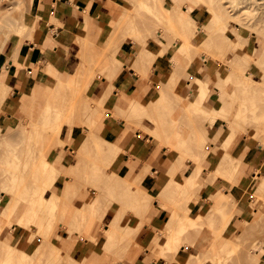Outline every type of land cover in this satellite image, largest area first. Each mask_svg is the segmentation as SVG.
Returning <instances> with one entry per match:
<instances>
[{
    "label": "rangeland",
    "instance_id": "1",
    "mask_svg": "<svg viewBox=\"0 0 264 264\" xmlns=\"http://www.w3.org/2000/svg\"><path fill=\"white\" fill-rule=\"evenodd\" d=\"M25 1L26 0H0V45L7 37L10 39H8L6 43L12 44L13 42L18 41L16 48H18V46L20 47V45L23 43V39H32L29 37V32H26L27 29L19 31V27L23 25L22 23L33 24L35 22L36 24V22L39 20L34 17L38 1L35 0L36 2L33 4V7L32 4L28 5V3ZM155 1L156 0H108L105 5V11L107 12L105 23L104 25H101V29L105 34H108V36L103 42L98 43V45H93L86 40L87 34L89 32V26H87L86 32H83L80 27V32L78 33L80 35V41L78 40V42H80L79 46L81 50L79 49L80 51L78 53L75 52L77 58L73 71L74 74L69 76L68 80L64 82H68L70 84L77 77L75 74L77 68L83 69V74H85L86 77L87 75L91 77V81L89 87L86 89H84L82 85V87L79 85L81 84L80 82L75 83V87L78 85L75 88L76 90L74 89L75 98H78L79 96V98L76 100H79V102L80 100H88L87 103H91V106L89 105L90 109L92 106L97 105L100 100V95L104 91L106 93V104H108H105V107H101L100 111L102 110V112L99 113L100 115L98 116V120L96 121L95 125L93 127H91V124L89 125L91 134L93 133L95 136L98 135L100 138H104V136L98 131L100 129H98V126H101L105 122L108 114H111L112 119L114 120H123V130L120 135L125 144H129L134 141L146 144L152 149L154 148L152 154L150 155V161L164 163L163 166L166 169L162 171L163 176L169 180L167 184L162 187V191L160 193H162L163 196H171L173 198L174 194L176 193H174L173 196L172 194L168 195L170 189L174 187V184L178 181V178H185L186 181L184 180L183 183L179 181L178 184L187 190L186 193L192 194L195 198L197 197L196 200L199 202L198 204H200V202H205L201 207L206 205L207 198L211 199L210 201L213 203L215 201L218 202V199L222 198L224 200H230L228 201L230 208L228 206L227 210L226 207V212L232 213V218L230 221L233 222L229 225V229L226 233L223 232L224 230L221 231L223 224L221 216L223 217V214L219 215V213H221L219 211H210V214L206 217H201L200 214V217L197 218L199 211L197 213H195V211L190 213L192 209L184 211L176 207V205L174 206V204L168 202V199H172L170 197H167V200H164L166 199L164 198V201H161L159 200L160 197L158 198L151 196L143 191L146 193L148 198L147 202L145 203L148 205V208L144 212H142L143 210L138 212L136 215V219H138L140 223L138 229L135 232H128L124 237L122 235L121 240L124 238L122 241L123 245L118 242L120 240L118 237L116 238V241L118 242L117 247H115V239H113V243H109V246L111 247L107 250L104 245L106 244L105 238L107 237L105 228L107 226L109 227V221L112 218H117L116 211H120L121 207V210L124 208L125 219L121 222L123 225L126 223V221L129 222V220L134 215L133 209H131V206H129L131 204L130 197L126 196L129 194L122 192L120 189L121 187H118L120 185H117L118 183H116V179H118L119 182L121 178H123L121 163L125 151L120 149L118 145L113 144L111 141L110 143L114 145L117 151L114 152V157H112L113 159L110 161L109 159L111 157L109 158L107 154L99 151L89 152L88 150V152L82 156L79 153L77 154V146L82 145L83 140L85 137H87L86 134L88 133H86V129L90 123V118H92L89 116L90 120H86L87 117H85V115L88 113H86L85 110V112L80 110L81 115L84 113L86 114H84V116H79L80 120L76 121L72 125V128L69 132H66L64 135H58L53 132H44L46 135H42L43 138L46 137L49 142L55 144L59 141H63V145L65 146L61 148L59 147V149L56 151L57 153L54 154V156L52 153L50 154V151H48L46 145V148L42 147L43 150H38L40 153L36 151V149H39L38 146L33 149L35 154L38 152L36 155H40L42 153L48 154L47 156L52 155V163H50L51 168L53 166L56 168L55 170H59L61 173H59L58 179L51 189L52 194L49 196L53 197V194H59L64 183L68 184V193H64L63 197L59 199V209L55 211V219L54 217L52 218L54 220L51 219L52 222H55H53L54 225L52 224V229L50 232L46 233L45 227H41L44 225L45 218L50 219L48 215L45 216L47 213H39L35 217L34 221L25 219L26 221L30 222V224L29 222L27 224L29 227L26 224V226L18 225V219L21 217L23 210L27 205L26 201H22L18 204V207L9 219L4 217V221L8 223L7 226L9 229H7L8 231L5 233V238L0 240V253L9 248V245L7 244H10V248L12 249H14L15 246L16 250H14L16 252H20L21 250V252L26 253L27 257L25 255L23 260L28 261L31 257L36 261V264L37 262H42L43 264H70V262H80L85 257L86 258L81 264H147L149 261H152L153 264H199L200 262V264H214L210 259L212 256L211 249L214 247L215 250H219V246L225 243V241L229 240L231 243L228 246L226 245L227 247L222 245V247L224 246V250L220 251L219 253L217 252L219 261L216 264H254V261L251 259L253 255H258L256 256V258L259 260L257 262L258 264H264V190L259 194H254L258 183L264 177V133H261L260 135L258 134L259 137L255 134V131L258 129L255 127L254 123L251 124L252 120L251 122L249 121L250 123H246L250 128L238 122L235 135L237 140L235 137V140L234 138L232 139V145L230 144L228 151L233 157L240 160L239 168L230 179H228L227 176L214 171L217 157H219L221 154L222 148L219 146L220 144L218 139L221 131L224 129V125L223 123L219 122L218 125L210 128V121L203 122V119L207 120L208 118H205L206 116L204 117V113H198L194 111L187 84V82L192 83L194 77L199 75L206 77V82L208 83L210 89L207 98L201 104V106L207 111L211 110V107L213 106V103L217 97V91L220 89L219 86L221 87L222 82V87L224 88V85L226 84L225 82L230 80L229 84L227 83L226 88H224L227 93L224 94L227 95L224 96V98L227 97V99L223 100V102L226 100L228 101L225 103H239L242 101V87L239 85L241 83L239 82V79L243 76L244 72L249 74L248 79L250 83L247 88H249L250 92H252L253 89H256V91L254 90L252 92L253 94H255L257 90L258 94L264 92H261L264 90L261 84L262 80H264V75L262 76L261 74H264V71L262 70V72L260 70L262 69L263 65H259L258 63L250 61L248 68H246V61L244 63L245 65L243 63H239V61H243L239 60L241 59V56H239L235 50L229 52L226 48V46L229 44V40L237 39V36L233 34V31L235 30L234 24H238L237 31L241 35V38H248V43L245 47L246 52L251 54L253 57L258 55L264 45V0H215L214 7L216 8L217 13L218 11L222 13V21L209 17L210 12L208 8L210 5L207 0L200 1V5H197L199 2L195 3L193 0H174L173 2L180 4V14L183 17H187L188 15L191 17V23L188 24V28L198 30L197 32L200 31L199 35H196L189 30L186 33V37L181 33V25L177 23L175 19H171L168 22L160 21L154 14L151 13L146 5H148V7L155 14L158 13V11H164V13L166 12L164 9L161 10L158 2ZM165 6H171L170 0H166ZM183 7L189 8V12L186 13ZM128 11L130 13H134V21L140 31V35L131 34V29L129 27L130 24L127 22V14H129ZM35 24H33L34 27ZM256 30H259L258 33ZM112 31H116L113 32L114 34L116 33L114 38H117V40L115 39V41H113V35L111 36L112 38L110 37ZM147 35L150 36L151 40L149 39L146 41ZM82 37H85V39ZM185 38L188 39V47H183ZM107 39H112V41H109L111 43L113 42L112 47L116 50L115 59H119L122 64L109 79H107L110 75L108 69L113 67L116 62L106 69L103 65L98 64L95 62L96 60L92 58V56H94L93 52L97 49V52L104 51V49H99L105 48L106 45L104 46V42H106ZM143 42L145 43L143 44ZM115 46L119 48H115ZM143 46L152 54H158V52L162 50L161 54L155 56L153 63L157 57L163 56V60L166 61V64L169 67L168 70L170 71V73L166 74L165 77H170L173 75V67L170 65L169 58H173L178 63V65H180V67H178L180 70V78L177 79L174 88H167V81L164 82V78L155 82L152 76L153 63L148 64V69H146V72L144 71L143 73H139L140 71L133 67L134 60L136 58L135 54H137V52H139L140 48ZM113 48L112 50H114ZM225 51H228L227 54ZM201 55L205 56L207 60L205 66H199L197 64L201 62L199 59V56ZM7 58V55H0V59H3L4 61V64L0 65V67L4 68L8 66V63H5ZM92 59L94 60L92 61ZM193 60L196 61L193 62ZM237 61V64H240L239 66H235ZM130 68L134 72V77L136 78V80L133 81V84L135 86L137 85L138 88L131 91V87L130 92H127L125 95L124 92L116 88L115 83L118 77L124 72L128 73ZM184 71L188 73L186 75L187 77L185 76L186 73ZM43 72L47 74L45 70L42 71V73ZM228 73L231 75L230 77ZM142 74L145 75L143 76ZM141 75L144 78H142ZM46 76L49 77V80L46 81L43 80L44 78H40V80L44 82V86H40L38 90H36L33 99L29 98L27 105L19 104L20 100H17L18 95L14 93L12 87H10L11 91L8 92V95L5 97V99L0 101V192L2 191V184L8 182L4 177V170L7 167L5 162L6 155L10 153L13 148L18 150L15 151L18 154H20L19 151H21V141L24 134L21 129L22 123L25 124L30 121H37L38 116L43 111V108L46 105L48 97L52 91L53 85L50 84L49 81L54 82V77L48 74ZM216 76L221 78L220 83H218L220 81H218V79L220 78ZM140 78L142 79L140 80ZM217 83L219 84L218 87ZM79 86L84 90L80 89ZM259 87L262 90H259ZM94 89L97 90L95 95H93ZM80 90H83L84 93H82L83 91L80 93ZM249 90L247 92L248 94L250 93ZM159 91L165 93V99L164 101L162 100L163 103L160 101L161 97L159 99L157 98ZM80 94H83V96ZM248 94H246L248 100L247 102L250 103L251 100H256L257 102L259 101L258 105L256 106L261 105L259 104L260 102L264 104V97H262V94L261 101L258 94H249L251 96ZM85 95L86 97H84ZM248 96L249 99L250 97L252 98L250 101ZM25 100L26 99H24V101ZM112 100L124 101L126 108L121 110L118 108H112ZM134 100L138 101L140 104L151 110L150 113L152 115L149 113L147 114V117L145 116L142 119H139L142 116L137 117L135 115V117H133L134 112L131 113L132 115L130 114L132 109L130 110L131 106H129V103L132 102L133 104ZM225 105L227 104H224V106ZM128 106L130 111L128 110L127 112L129 113H124V111L126 112L128 109ZM155 106L158 107L156 108ZM227 106H225V109ZM260 107L262 110L264 105L263 107L259 106V108ZM234 109L235 108L233 107V110L230 112L229 116H233L232 114L234 113ZM261 110L259 109V111L257 110L256 112L261 114ZM88 112H90V110ZM260 114H258L259 121L261 120L260 117H264V115L260 116ZM150 116H156L160 119V122L157 121V125L160 123L159 125H161V128L156 125L158 127L156 129L155 121H152ZM81 117L86 118H83L85 119L84 121H86V123H81ZM262 122L264 123V121ZM202 124L207 126L203 125L204 128H201ZM252 125L254 127H252ZM177 126H179V128ZM162 129L165 130L163 132L167 133H164L163 135L161 131ZM180 129L182 132L178 131ZM204 130L207 133V135L205 134V137H208L207 140H204L205 138L200 137L201 131L204 133ZM238 133L239 136L237 135ZM179 134L180 136L177 138ZM179 138L182 139V141L185 140V142L187 140L186 145L184 142L183 145L181 143L182 141L179 143L182 144L183 147H181L179 143H176L180 140ZM203 145L205 146L203 147ZM56 146L54 145L55 148ZM233 147L234 149H232ZM252 147L254 148V154L249 156L250 153H248V151ZM199 150H201L200 155H202L204 151L208 152L204 155L200 163L202 168L200 176L196 179L197 182L193 183L192 179L190 180V178H192L191 172L193 171L195 161L191 160L193 157L190 158L189 155L191 154L192 156V152ZM107 152L110 153L109 155H111V151ZM33 154L34 153H32V155ZM245 154H247L248 157H246ZM61 156L63 158L65 157L64 163L62 165L60 164L62 160V158H60ZM111 156H113V153ZM75 159H78L76 168L69 169V165H71ZM177 161H181V164H179L180 167H175V165H178ZM172 167L175 169L173 170ZM26 169L27 168H25L23 171L29 175L27 174V177L25 176L23 180V186H27V188H29L35 178L31 177V171ZM255 170L258 171L256 172ZM169 171L172 172V175ZM110 172H113L114 176L112 175L113 178L110 177L109 180L108 176L111 174H108ZM143 172V177L154 176V174H151V170L148 167L144 169ZM25 173L23 174L26 175ZM115 174L116 176H119H117L116 179ZM41 178L42 177L39 178V181H42ZM171 178L175 179L176 181L171 180ZM112 179L116 181L114 182ZM111 180L115 185H112ZM213 183L221 184L213 185ZM208 184H211V186H207ZM131 187H135L134 189L140 188L139 185ZM115 189L117 191L119 190L117 193L121 191V193L126 196L125 198L122 196V194L119 196L117 194L118 198H125L122 199V201L124 200L125 205L120 200V198L119 200L117 198L112 200V198H114L116 195L114 194L115 196L113 197V194H110V192L112 193ZM234 194H237V197L234 198ZM185 195L179 193L176 194L178 201L175 198L174 202H172L175 203L176 201L177 203L175 204H183L182 207H184V205L188 206L189 201L187 202V198L184 197ZM1 196L2 195L0 194V198ZM198 196H200V198ZM180 197H182V199ZM155 198H158V201H160V206L167 208L170 212L172 210L174 211L172 215L170 214L166 229L168 231L161 230L162 232H154V225L149 224V222H143L142 220L143 215L146 213L149 207L151 209L153 208L152 206ZM4 200L5 198L3 201ZM84 202L92 203V207L89 208L90 213L87 215V218L83 220L81 219L80 214L78 216L77 214H74V212H76L77 207L78 210L79 208L81 210L82 207L80 206H83ZM60 203L62 207H68V209H66L65 213L63 214L64 216L61 213L62 208L60 209ZM231 203H233V205ZM120 205H123L124 207ZM2 206L3 205H0V209ZM107 206L108 211L106 214L105 209ZM127 207H130V209ZM201 207H198L199 210ZM242 212V220L238 222L237 219L234 218V215L240 214ZM60 214L63 216V218L60 216ZM180 214L186 218H189V220L195 219L194 223L189 225L184 224V221L179 219ZM194 214H196V216H194ZM73 216H76V218L73 219ZM5 222H3L4 225H6ZM70 229L75 232L73 233ZM180 229H182V233L178 234V240H180V244H177V250L167 252L164 256H161V243L163 240H165V237L169 236V234H177V231H181ZM9 231L11 232L10 234ZM41 231L42 233L45 232L50 238L47 237V239H45L46 234L43 233L45 235L44 237L41 234ZM238 231L239 235H237ZM89 235L92 236L91 239H89ZM31 236L32 238H29ZM236 236H238L237 239ZM144 237H146V239L142 241ZM93 238L96 240L95 244L93 243ZM52 244L55 247L59 246L56 248L60 250L57 251L56 249V251L59 253V255H61V260L59 257L56 258L52 255ZM119 244L122 246H118ZM37 246H39V248ZM68 247L71 249H68ZM79 247L81 251L77 250ZM37 248L38 250H36ZM226 248L232 249V253L229 256H226ZM40 251L43 253V255H39L38 259V252ZM244 251L246 253H244ZM64 253L70 256V259H67V256ZM28 262L33 264V262L30 260Z\"/></svg>",
    "mask_w": 264,
    "mask_h": 264
},
{
    "label": "bare ground",
    "instance_id": "2",
    "mask_svg": "<svg viewBox=\"0 0 264 264\" xmlns=\"http://www.w3.org/2000/svg\"><path fill=\"white\" fill-rule=\"evenodd\" d=\"M173 1L174 0H170L171 6H169V7L165 6L166 0H156L155 1V2H158L159 6H160V9L161 10L164 9L167 13L166 12L164 13V11H158V13L155 14L148 7V5H146V7L160 21L168 22L171 19H175L177 21V23H179L181 25V33L184 34L185 37H186V33L189 30L193 34L195 33L196 35H199L200 31L197 32L198 30H193V29H189L188 28V24L191 23V20H190L191 17L189 15L187 17H183L180 14V11H181L180 4H178L177 2H173ZM200 1H204V0H193V2H195V3L199 2V4H197V5L201 4ZM207 2L210 5L209 8H208L209 12H210V16L209 17L212 18V19H215V20L222 21L223 20L222 19V13H220V11H218V13H217L216 12L217 11L216 8L214 7L215 0H207ZM207 7H208V5H207ZM183 9H184V11L186 13L189 12V8L183 7ZM127 16H128L127 22L130 24V25L129 24L128 25H129V27L131 29V34H137V35L139 34L140 35V31L137 28L136 23L134 21V17H133L134 13L133 12H131V13L129 12V14H127ZM234 21H236V20H234ZM22 24L23 25H21L19 27V31H23L24 29H27L26 32H29L30 30H34V25L33 24H35V22L31 26H28L27 24H24V23H22ZM218 25H220V24H218ZM234 27H235V30L233 31V34L237 36V39L236 40H229V44L226 46L227 50L229 52L235 50V52H237V54L239 56H241L240 57L241 59H239V60H243L244 61V62L243 61H239V63H243L244 64L245 61H246V63H245L246 65L244 64L246 66V68H248V66L250 64L249 62L253 61L254 63H258L259 65H263L262 69H260V70L264 71V45H263V48L261 49V51L258 53V55L253 57L251 54H248L246 52V48L245 47L247 46L248 38H246V37L245 38H241V35L237 31L238 30V24H234ZM256 31L258 33L259 30H256ZM113 32H116V31H112V34L110 33L111 34L110 37L113 35V41H115V39L117 40V38H114V35L116 33L114 34ZM116 37H117V35H116ZM82 38L85 39V37H82ZM8 39H10V38L7 37V38H5L2 41V44L0 45V53H1V50H2L3 46L5 45V43L7 42ZM78 39H79V37H78ZM149 39H150V36L147 35V40L146 41H148ZM109 40L112 41V39H107L106 42H109V43L104 42V46L106 45L105 48H100L99 49V50L104 49V51H102V52L98 51L97 52V50H98L97 49L96 51L93 52L94 56H92V58H94L96 60L95 62H97L98 64L103 65L104 68H106V69L109 68L110 66H112L113 63L116 62V64L113 67H110L108 69V72H110V75H109V77L107 79H109L114 74V72L118 69V67L122 65L121 61L119 59H115L116 50L112 47V43L113 42L111 43ZM144 43L145 42H143V44ZM116 46H115V48H119V47H116ZM111 47L114 50H112ZM183 47H188V39L187 38H185V41L183 43ZM254 49H255V47H254ZM228 51H225L226 54H227ZM161 52H162V50L160 52H158V54H161ZM225 52H224V54H225ZM158 54H152L151 52L146 50L144 48V46H143V47L140 48L139 52H137V54H135L136 58L134 60V65L133 64L132 65L138 71H140L139 73H143L146 69H148L147 65L150 64V63H153V61L155 59V56L158 55ZM94 59H92V61ZM169 59H170L169 60L170 61V65H171V67H173V75H171L170 77H165L163 81L164 82L167 81L166 82L167 88H171L172 89L176 85L177 79L180 78V76H179L180 70L178 68V67H180V65H178V63L173 58H169ZM199 59L201 60V62L197 63V64L199 66H203V65L205 66L206 62H207L205 56L201 55V56H199ZM9 61H11V60H9ZM195 61L196 60H193V62H195ZM237 63H238V61L236 62L235 66L236 65H238V66L240 65V64H237ZM182 69H183V67H182ZM184 72L186 73V71H184ZM243 72H244V70H243ZM83 73H84L83 69H78L77 68L76 73H75L77 75V77L69 84L68 82L66 83L64 81H61L53 70L51 72H48V75H51V76L54 77V79H53L54 82L49 81L50 84L53 85V87H52V91H51V93H50V95L48 97L47 103H46V105L43 108V111L39 114L37 121H34V122L30 121V122H27L25 124L22 123L21 129H22L24 134H23V139L21 141L22 142L21 143V149H20L21 151H19L20 154L15 152V151H18L15 148H13L10 151V153L7 152L8 154L6 155V158H5V162L7 164V167L4 170V173H5L4 177H5V179L8 182L2 184V191L0 192V194L2 195L1 198H0V205H3L2 208L0 209L1 210L0 211V240L5 238V233H6V231H8L7 229H9V227L7 226L8 223H6L4 221V217L6 219H9L12 216V214L14 213V211L16 210V208L18 207V204L20 202H22V201H26L27 205H26V208L23 210V213H22L21 217L18 219V225L26 226L29 221H34L35 217L39 213L40 214L47 213V214H45V216L48 215V217L50 219H46L45 218L44 225L41 226V227L42 228L45 227L46 233L50 232V230L52 229L51 228L52 224L54 225V223H55L54 221H53L54 223L52 222V220L55 219V217H54L55 216V211L57 209H59V199L61 197H63L64 193L65 194H66V192L68 193V184L64 183V185L62 186L61 192L59 194H53V197L49 196L50 194H52L51 193V189L53 188V185L56 183V181L58 179V175L60 173L59 170H55L56 169L55 167L52 166V168H51V164H50V163H52L51 162L52 161V157L51 156L52 155L54 156V154L57 153L56 151L59 149V147L61 148V147L65 146V145H63V141H59L58 143L55 144V143L49 142L46 137H44L45 138L44 139L42 137V135L43 136L46 135V134H44V132L45 133L53 132V133H56L58 135H60V134L64 135L66 132L70 131V129L72 128V125L76 121L80 120L79 116H82V115L84 116V114L88 113L89 114V115L87 114L88 116L85 115V117H87V119L85 117H81V123L82 124L84 122L86 123V121H84V120L85 119L88 120L90 118L89 116H91L92 118H90L91 120L89 119L90 120V123L88 124V128L89 129L88 128L86 129V131H87L86 133H88V134H86L87 137H85V139L82 142V145H80V147L78 148L77 154L79 153L82 156L83 154H86V152H88V150H89V152L99 151V152H103V153L107 154V156L109 158L111 157L109 159V161H110V160L113 159L112 157H114V154H115L114 152L117 151L112 143L108 142L104 138H100L99 136L97 137V136L93 135V133L91 134V132H90V126L89 125L91 124V127H93L95 125L96 121L98 120V116L100 115L99 113L102 112V110L100 111L101 107H105V104H106V100H105L106 96H105V94L106 93L103 91L101 93V95H100V100L97 103V105L96 106H92L90 109H89V105L91 103L88 104L89 103V102L87 103L88 100L87 101H81L80 100V102H79V100H76V99L79 98V96H78V98H75L74 89L78 86V85H76V87H75V83L80 82L81 84H79V85L80 86L82 85L84 89L88 88L89 85H90L91 77H89L88 75L86 77V75L83 74ZM187 74L188 73H186L185 76ZM142 75H141V77H142ZM228 75H229V73H228ZM261 75L263 76L264 74H261ZM230 76L231 75H229V77ZM216 77L220 78L219 76H216ZM142 78H144V77H142ZM142 78H140V80ZM248 78H249V74L247 72H244L243 76L239 79V82H241L239 85H240V87L243 88V89L241 88V93H242L241 95L243 96L242 97V101L239 102V103H234V102L225 103L228 100L223 102V100L227 99V97L224 98V96H227V95H224L226 93L224 88H226L227 83L229 84L230 80L228 78H226L229 81L225 82L226 84L224 85L225 86L224 88L222 87V83L223 82L221 83V87L223 88L222 89L219 86V84H218V83L221 82V78L218 79V81L219 80L220 81L219 82L216 81V82H218L217 83V87L219 86L220 89L219 90L217 89L218 90L217 91V97H216V99H215V101L213 103V106L211 107L210 111L205 110L201 106V104L207 98V95H208V92H209V89H210L208 83L206 82V77H202L201 75H199L197 77H194L193 82H192L193 84L190 83V82L189 83L187 82L188 88H189V93H190V99L192 100L191 104L193 105L194 111H196L198 113L202 112V113H204V117L206 116L205 118H208L207 120L203 119V122L204 121H210V124H209L210 128H213L215 125H218L219 122L223 123V125H224V129L221 131V133L219 135V139H218V142L220 144L219 146H221V148H222L221 149V154H220L219 157H217V160H216L215 166H214V169H215L214 171H216V172H218V173H220L222 175L227 176L228 179H230L237 172V170L239 168L240 160L235 158V157H233L231 155V153L228 151L229 150L228 148L230 147V144L232 145V143H231L232 139L234 137L236 138L235 135H236V131H237L238 122L242 123L244 126L246 125L247 127H249L247 124L250 123L251 120H252L251 124L254 123L255 127L258 129V130H256L257 133L255 131V134L256 135H258V134L260 135L261 133L262 134L264 133V123L262 122V121H264V119H263L264 117H260L262 121L261 120L259 121V119H258L259 115L258 114H260V113L256 112L257 110L259 111V109L261 110V107L259 108V106L263 107L264 104H262L260 102L259 104H261V105L256 106V105H258L259 101L258 102L256 100L252 101L251 97L249 99V96H251L249 94H253L252 92L254 90L256 91V89H253L252 92H250L249 88H247L249 83H250ZM222 80H224V79H222ZM263 81L264 80H262V83H261L262 84V88H264V85H263L264 82ZM80 86H79V88L83 89V88H81L82 86L81 87ZM10 89H11L10 86L7 84V79H5L3 81L2 77H0V101L5 99V97L8 95V92L11 91ZM257 89H258V87H257ZM83 90H80V93ZM248 90L250 92L249 94L247 93ZM259 90H262V89L259 87ZM263 91L264 90H262L261 92H263ZM77 93H78V89H77ZM82 93H84V91ZM263 93L258 94V90L255 93V94H258L260 96V101L262 100L261 98L264 97ZM246 94L249 95L248 99H249V101L251 100L250 103L247 102L248 100H247V97H246L247 95ZM255 94H253V95H255ZM261 94H262V97H261ZM228 95H230V94H228ZM81 96H83V94ZM84 97H86V95ZM160 97H161L160 101H162V100L164 101L165 93L162 92V91H159L157 98L159 99ZM85 100H86V98H85ZM163 101H162V103H163ZM83 102H85V103H83ZM133 102H134L133 104H132V102L129 103V106H131L130 110L132 109V112H130V114L134 112V114H133L134 116L133 117H135V115L137 117H141L142 116L141 118H139V119H142L145 116L147 117V114H149L151 112V110H149L146 106H143L142 104H140L138 101L134 100ZM245 102H247V103H245ZM161 104H159V105H161ZM224 104H227V105L229 104L230 106L229 105L228 106L225 105V106H227L226 109H225ZM106 105H108V104H106ZM129 106H128V109L126 110V112L124 111V113H129V112H127L129 110ZM233 107L235 108L234 109V113L232 114L233 116H229L230 112L233 110ZM257 107H258V109H257ZM263 109H264V107H263ZM263 109L260 111L261 112L260 116L264 115V110ZM80 110H82V111L85 110L86 113L81 115L80 114L81 113ZM89 110H90V112H88ZM129 117H131V116H129ZM83 118H85V119H83ZM150 119H152V121H155L156 129L158 128L157 126H159V128H161V125H159L160 123L157 125V123L160 122V119L158 117H156V116H152L151 117L150 116ZM88 121H87V123H88ZM255 121H256V123H255ZM251 124H250V126H251ZM203 125H205V124H202L201 128H204ZM253 125H252V127H254ZM205 126H207V125H205ZM66 127H67V129H66ZM177 127L179 128V126H177ZM247 127H245V128H247ZM153 130H155V129H153ZM161 131H162L163 135H164V133H167V132H163V131H165L163 129ZM178 131L182 132L181 129L178 130ZM203 132L204 133H202V131H201L200 137L201 138H205L204 140H207L208 137L207 136H206L207 138L205 137V134L207 135V133H206L205 130ZM168 134H169V132H168ZM180 134L177 136V138L180 136ZM237 135L239 136V133ZM259 135H258V137H259ZM209 136H210V134H209ZM181 138H182V136H181ZM235 138H234V140H235ZM236 140H237V138H236ZM181 141H182V139H180L176 143H179ZM183 142L186 145L187 140H186V142H185V140L181 142L184 145ZM182 144L179 143V145L181 147H183ZM45 145L48 148V151H50V154L52 153V155L51 156H47L48 154H46V153L45 154L42 153L40 155H36L39 152L38 150H43L42 147H45ZM54 145L55 146L57 145L56 148L54 147ZM179 145H177V146L180 147ZM37 146L39 147V149H36V151H38V152L35 154V151L33 149H35V147H37ZM204 146L205 145H203V147ZM232 149H234V147ZM107 151H109V152L111 151V155L113 153V156L109 155L110 153H108ZM208 151H209V148H208ZM208 151H204V153L202 155H200L201 150H199V151H196L197 153L196 152H192V154H193L192 156H191V154L189 155L190 158L193 157L191 160L195 161V165L193 167V171L191 172L192 178H190V180L192 179L193 183H196L197 182L196 179L200 176V173H201V170H202L200 163H201L204 155ZM41 152H43V151H41ZM32 153H34L35 155L34 154L32 155ZM47 153H49V152H47ZM77 157H78V155H77ZM77 160L78 159H75L73 161V163L71 165H69L70 166L69 169L70 168H72V169L76 168ZM178 162L179 161H177L178 165H175V167L179 166V164H181V161L179 163ZM249 167H250V165H249ZM25 168H27L26 170L31 171V174H32L31 177L35 178V180L31 184V186H29L30 189L27 188V186H23V183H24L23 180H24L25 176L27 177V174H28V173L26 174L23 171ZM107 168H108V166H107ZM178 168H176V169H178ZM172 169H173V167H172ZM258 170H255V171L257 172ZM172 172H174V171H172ZM172 172H170L171 175H172ZM23 173H25L26 175H24ZM105 174H107V173H105ZM108 175H110V176H108ZM108 175H106V176L109 177V180H110V177L113 178V176H114L113 172L112 173L110 172ZM143 175H144V172L138 173L137 175H135L133 180H131V182L125 181V180H123V178H121V180L119 179L120 181L118 182V179H116V177L118 175L116 176V174H115V179L117 180L116 183H118L117 185H120L118 187H121L120 189H121L122 192H124L126 194H129V195H126V194L125 195L130 197L132 205L130 204L129 206H131V209H133L134 215L129 220V222L126 221V223L123 225V224H121V222L125 219L124 208H123V210H121L122 209V207H121L120 211H116L117 218H112L109 221V227L107 226L105 228V231L107 233V237L105 238V243L106 244H104V245H105V248L107 250L111 247V246H109V243L110 244L113 243V239H115L114 240L115 241V245L114 246L117 247V243L120 242L122 244V241L124 240V238L121 240L122 235L124 237L128 232L129 233L130 232H135L138 229V226L140 225L139 220L136 219L137 218L136 215H137L138 212H140L142 210H143L142 212H144L148 208V205L145 204L147 202L148 198L146 196V193H144L143 191H141L138 188L134 189L135 187L132 188L131 186H137L139 184V182L141 181V178L143 177ZM28 177H30V176H28ZM40 177H42L41 178L42 181H39ZM32 180H33V178H32ZM112 180L114 182L116 181L114 179H112ZM113 181H112V185H115L113 183ZM17 185H19L21 187H19ZM179 185L180 184H178V182H175L174 187L172 189H170L168 195L172 194V196H173L174 193H176V194L179 193V194H184V195L186 194L184 197L187 198V202L189 201L188 206L184 205V207H182L183 204H179V203L175 204V203H177L176 201H175V203H173L175 198H176V194H174V196H173L174 199H173L171 196H163L162 193H159L158 194V198L160 197L159 200L164 201V200H167V197H170L172 199H168V202H170L171 204H174V206L176 205V207H178L179 209H182L184 211H188V210L193 209V207L195 206V204L197 202V200H196L197 197L195 198L192 194L186 193L187 190L185 188H183L181 185L180 186ZM115 190L113 191L114 193L110 192V194H113V197L116 195L114 198H112V200L116 199V198L119 200V198H120V200L122 201V199L126 198V196H124V194H122L121 191L119 193H117L119 190L118 191L117 190L115 191ZM263 190H264V177L258 183L257 188L254 191V194H259ZM4 191H5V195H4ZM117 194H118V196L120 194H122V196H124L125 198H122V197L118 198ZM197 195H195V196H197ZM16 196H18V197H16ZM198 197L200 198V196H198ZM4 198H5V200L3 201ZM164 198H166V199H164ZM180 198L182 199V197H180ZM130 200L128 199L129 202H130ZM176 200L178 201L177 198H176ZM210 200L211 199L207 198V201H206L207 203H206L205 206L201 207V209L199 210V215L197 216V218L200 217V214H201V217H206V216H208L210 214V211H214V212L215 211H219V212H221V213L217 212V213H219V215L223 214V217L221 216L222 223H223L221 231H223L227 227L228 223L230 222V220L232 218V213L231 212L230 213L226 212V207H227V210H228V206H229V202L228 201H230V200H228V199L224 200L223 203H219V204H217V203L215 204V203L211 202ZM122 202L125 205L124 200ZM234 202H235V200H234ZM83 204H84L83 206L82 205L80 206V207H82V209L80 210V208H79V210H78V207H77V210H76V212H74V214H77L78 216L80 214L81 215L80 216L81 219L84 220V219L87 218V215L90 213V211H89L90 209L89 208L92 207V203L84 202ZM119 204H122V203H119ZM231 204L233 205V203H231ZM108 206H110V205H108ZM108 206L105 209L106 210V214H107V211H108ZM120 206H123V205H120ZM83 207H84V209H83ZM61 208H62L61 213L63 215L65 213L66 209H68V207L67 206H63L62 207L61 203H60V209ZM127 208L130 209V207H127ZM229 208H230V206H229ZM232 208H231V210H232ZM79 211H81V212H79ZM172 213H174L173 210L171 212V215H172ZM177 213H179V212H177ZM130 214H132V213H130ZM60 216H61V214H60ZM63 216H61V217L63 218ZM53 217H54V219H52ZM179 217H180L179 219L181 221L183 220L184 224H187V225L193 224L194 221H195V219L189 220V218H186L182 214H180ZM72 218L75 219L76 216H73ZM25 219H29V221H26ZM3 222H5L6 225H4ZM59 223H60V220H59ZM29 224H30V222H29ZM70 230H72V229H70ZM180 230L181 231H177V234H169V236H166V239L163 240V242L161 244V248H162L161 249L162 250V252H161L162 255L161 256H164L167 252H172V251H176L177 250V244L178 245L180 244V240H178V237H179L178 234L182 233V229H180ZM159 231H161V230H159ZM239 231H238L237 235H239ZM72 232L74 233L75 231L72 230ZM10 233L11 232L9 231V234ZM43 233H45V232H43ZM43 233L41 231V234L45 237V235ZM85 235H87V234H85ZM32 236L29 237V238H32ZM70 236H69V238H70ZM47 237L48 236L46 234L45 239H47ZM88 237H89V239H91L92 236L89 235ZM237 237L238 236H236V239H237ZM48 238H50V237H48ZM58 238H59V236H58ZM116 238H118L120 240L117 242ZM93 243L94 244L96 243V240H94V238H93ZM230 243L231 242H229V240H227L222 245H225V247H227ZM7 245H9V248L5 249L4 251H2V253H0V264H30V262H28L29 260L32 261L33 264L36 262L31 257H30L31 259L29 258V260L27 258L28 261L23 260V258L25 257L26 253L21 252V250H20V252H16L15 251L16 250L15 246H14V249H15L14 250V249L10 248L11 247L10 244H7ZM122 245L119 244L118 246H122ZM175 245H176V247H175ZM222 245L219 246V250H215L214 247L211 249V255L212 256L210 257V259H211V261L214 264L218 263V261H219V258L217 257L218 256L217 254L220 251L224 250V246L222 247ZM52 246H53L52 255L54 257H56V258L59 257V259L61 260V258H60L61 255H59V253L57 252L60 249L56 248V247H59V246L55 247L53 244H52ZM37 247L39 248V246H37ZM38 248L36 250H38ZM54 248H55V250H54ZM105 248H103V249H105ZM56 249H57V251H56ZM172 249H174V250H172ZM225 251H226V256H229L232 253V249L231 248H226ZM38 253H39L38 254V259H39V255H43V253L41 251L38 252ZM244 253H246V252L244 251ZM64 254L67 256L66 257L67 259H70V256H68L66 253H64ZM64 254H63V256H64ZM256 256H258V255H256ZM256 256L253 255L252 258H251L254 261V264H258L257 262L259 261L258 258H256ZM26 257H27V255H26ZM40 258H41V256H40ZM84 259L82 261H80V262H70V264H81L84 261ZM39 263L40 262H37V264H39ZM40 264H43V263L41 262Z\"/></svg>",
    "mask_w": 264,
    "mask_h": 264
},
{
    "label": "crops",
    "instance_id": "3",
    "mask_svg": "<svg viewBox=\"0 0 264 264\" xmlns=\"http://www.w3.org/2000/svg\"><path fill=\"white\" fill-rule=\"evenodd\" d=\"M36 1H38V4L34 17L39 20L36 22L34 30L29 31V37L32 39H23V43L20 47L18 46V48H16L18 41L13 42L12 44L6 43L0 53V55H7L8 57L7 60H5V63H8V66L4 68L0 67V77H2L3 81L7 79L8 85L12 87L14 93L18 95L17 100H20V105H27L29 98L33 99L36 90H38L40 86H44V82H42L40 78H44L43 80L46 81L49 80V77L46 76L48 72L53 70L62 81H67L69 76L74 74L73 71L77 58L75 52L78 53L81 50L79 42L77 41L80 36L78 34L80 32V27L83 32H86V28L89 26L86 40L93 45H98V43L103 42L108 36V34H105L101 29V25H104L105 17L107 15L105 5L108 0ZM36 1L26 0L25 2H27L28 5L32 4L33 7V4H35ZM27 25L31 26L32 23H27ZM2 64H4V61L3 59H0V65ZM168 69L169 67L166 64V61L163 60V56L157 57L152 65V76L155 82L165 78L166 74L170 73ZM44 70L47 74L44 72L42 73ZM134 76V72L131 68L128 73H122L115 83L116 88L124 92L125 95L127 92H130L131 87V91L137 89V85L135 86L133 84V81L136 80ZM96 91V89L93 90V95H95ZM24 99L26 100L24 101ZM111 102L112 108H126L125 103L122 100H112ZM113 120L112 115L108 114L105 122L101 126H98V129L100 128L98 131L108 142L112 141L113 144L118 145L120 149L125 151L121 163L123 180L131 182L135 175L143 172L144 169L148 167L151 170V174H154V176L142 177L138 184L140 187L139 189L151 196L158 197V194L162 191V187L165 186L169 180L163 176L162 171L166 169L163 166L164 163L150 161V155L154 148L152 149L146 144L138 143L136 141L125 144L120 135L123 130V120ZM79 147L80 145L77 146V148ZM253 151L254 148L252 147L248 151V153H250L249 156L254 154ZM245 156L248 157L247 154H245ZM60 158H62L60 162L62 165L65 157L63 158L61 156ZM172 180L176 181L175 179ZM184 180L186 181L185 178H178L177 182L180 181L183 183ZM220 184L221 183H213V185ZM207 186H211V184H208ZM224 194L227 195L226 193ZM233 196L235 198L237 197V194H234ZM218 200V202L215 201L214 203L219 204L224 201L223 198ZM198 203L199 202H196L190 213L194 211L197 213L199 208L205 202ZM152 207V209L149 207L143 215V222L153 224L154 232H158L159 229L168 231L166 229L172 211L170 212L167 208L160 206L158 198H155ZM242 215L243 212L236 214L234 218L239 222L242 220ZM194 216H196V214H194ZM232 222L233 221H230V223H228L223 231L224 233L227 232L229 225ZM145 239L146 237H144L142 241ZM68 249L71 248L68 247ZM77 250L81 251L80 247ZM147 264H153V262L149 261Z\"/></svg>",
    "mask_w": 264,
    "mask_h": 264
}]
</instances>
